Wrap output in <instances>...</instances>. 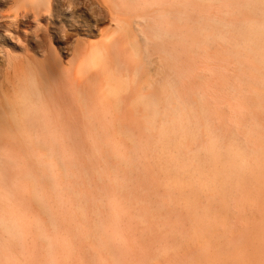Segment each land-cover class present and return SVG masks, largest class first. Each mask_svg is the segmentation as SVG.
Here are the masks:
<instances>
[{"label":"bare ground","instance_id":"6f19581e","mask_svg":"<svg viewBox=\"0 0 264 264\" xmlns=\"http://www.w3.org/2000/svg\"><path fill=\"white\" fill-rule=\"evenodd\" d=\"M96 1L88 77L0 78V264H264V0Z\"/></svg>","mask_w":264,"mask_h":264},{"label":"rangeland","instance_id":"374dc122","mask_svg":"<svg viewBox=\"0 0 264 264\" xmlns=\"http://www.w3.org/2000/svg\"><path fill=\"white\" fill-rule=\"evenodd\" d=\"M92 1L73 0L72 11L67 10L69 0H61L58 7L57 4L53 5L57 11L52 12V23L48 24L50 15L44 13L42 26L36 29V20H33V15L27 9L19 8L14 0H0V78L9 73L14 75L31 66V63L42 60L44 56L50 59L58 71H62V75L63 71L68 70L71 77L80 73L88 77L92 72L88 66L92 46H101L105 42L104 35L115 26L110 17L95 15L98 13L99 2ZM82 81L83 78L78 79V82ZM232 225L233 229L236 228L233 240L237 242L238 238L245 235L246 228L236 219Z\"/></svg>","mask_w":264,"mask_h":264}]
</instances>
